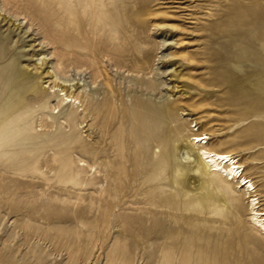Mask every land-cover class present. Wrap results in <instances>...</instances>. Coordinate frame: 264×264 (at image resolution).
Listing matches in <instances>:
<instances>
[{
  "label": "rangeland",
  "instance_id": "374dc122",
  "mask_svg": "<svg viewBox=\"0 0 264 264\" xmlns=\"http://www.w3.org/2000/svg\"><path fill=\"white\" fill-rule=\"evenodd\" d=\"M0 12V264H264L249 195L219 177L201 186L176 160L209 133L264 206V0H0ZM134 39L149 49L139 63L120 57ZM33 54L95 81L78 119L45 75L32 94L14 88L47 66ZM174 63L189 97L178 111L159 86Z\"/></svg>",
  "mask_w": 264,
  "mask_h": 264
},
{
  "label": "bare ground",
  "instance_id": "6f19581e",
  "mask_svg": "<svg viewBox=\"0 0 264 264\" xmlns=\"http://www.w3.org/2000/svg\"><path fill=\"white\" fill-rule=\"evenodd\" d=\"M110 30H112V28ZM109 39H113L112 31L109 32ZM167 45L168 41L164 40L160 44V49L162 50V48ZM148 53L149 49L146 47V43L142 39H134V43L124 47V54H120V57H123L125 60L131 61L132 63H139ZM172 57L173 55L159 56V53H156L154 56L156 61L165 60L166 62L172 61ZM31 58L36 67L42 69L44 65L47 66L44 68L43 72L39 74V76H33L31 73L22 75L20 78L21 81L19 83H15L14 88L19 91H23L26 94H32L35 91L34 88L36 86V80L45 79L43 78L45 75V77L47 76L46 78L50 79L49 85L52 90L51 93L56 94L55 100H58L59 105L62 106V110L65 108L66 112H68L67 117L72 120L78 119L80 116L78 108L82 107L87 99H94L97 94L95 81H89L80 76L78 78L74 76H59L56 70L52 69L53 66H48L50 63L47 61V55L33 54ZM175 65L176 64L174 63L171 67L170 83L167 84V81L161 80L159 86L167 87L166 96H168V100L177 101L173 104V109L178 111L181 109V103L186 100L188 102L189 97H187L186 91L180 89L181 86L177 84L183 78V70L179 67L173 68ZM58 68L62 69L63 67L58 65ZM205 68L200 67L196 70H204ZM168 72L169 71L167 70V72H163V74ZM157 76L159 77L160 74L157 73ZM213 84L214 82L211 85ZM176 95H178L177 98H172V96ZM82 118L84 119V117ZM209 135L210 134L205 131L199 133V129H197L196 133L183 140L184 144L178 148L179 157L178 155L176 156V160H180V163L183 165L182 169H180V174L185 172L186 166L189 173L195 177L201 186L204 184L205 177H209L210 179L219 177L229 186L236 183L237 187H240L245 195H249L251 222L260 232L264 233V206L261 205L255 198L256 196L253 195L257 193L254 181L247 174L246 168L240 162L238 156L233 154L231 151L213 149L212 143L210 142L211 137ZM175 259L176 255L174 252H167V254H164L163 258L159 259V262L171 263Z\"/></svg>",
  "mask_w": 264,
  "mask_h": 264
}]
</instances>
